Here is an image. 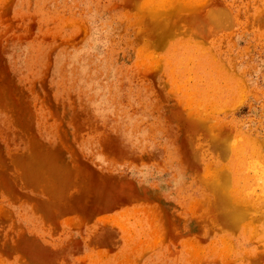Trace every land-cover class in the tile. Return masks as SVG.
<instances>
[{"label":"rangeland","instance_id":"374dc122","mask_svg":"<svg viewBox=\"0 0 264 264\" xmlns=\"http://www.w3.org/2000/svg\"><path fill=\"white\" fill-rule=\"evenodd\" d=\"M0 264H264V0H0Z\"/></svg>","mask_w":264,"mask_h":264},{"label":"bare ground","instance_id":"6f19581e","mask_svg":"<svg viewBox=\"0 0 264 264\" xmlns=\"http://www.w3.org/2000/svg\"><path fill=\"white\" fill-rule=\"evenodd\" d=\"M183 42L191 47L189 49V52H191V49L193 48V49H196L198 52L202 53V51L192 42L190 41H183ZM181 45L182 44L180 42L177 47L175 45V48H183L184 46H181ZM179 55L180 53L175 51V53L172 56V60H173L172 64L174 66L178 64ZM180 56L181 58L183 57L182 52ZM178 67H180V65H178L177 68ZM222 150H227L228 152H231L234 158L237 160V163H233V165L230 166V171L232 173L231 174L232 181L226 180L223 183V185L220 187L221 190H219L220 197H218V199H220V201L222 202L221 204L223 205V207L226 208V211H222L219 214V219L223 221V224H221L218 228H215L214 230H212L213 233L220 230L223 233H225L222 236H225L228 233L231 234V231L240 225L239 223L240 216L237 213H242V209L239 208V205L236 204L235 199H234L235 195L238 192V187L236 185L237 182L235 181V179L239 180L241 169H243L245 165L250 163V161H248V158H249L248 156L251 155L252 157H255V156L259 157L261 156L260 155L261 153H260L259 147H257L253 142H251L247 136H242V135L239 137H235L234 141L230 143L229 142L226 143L225 148L224 146H222ZM206 171H209V170L207 169ZM206 174L208 173L207 172L204 173V175ZM250 226L251 225L249 222L248 225L245 224L244 226H242V229H240V231L238 230V232L236 233L239 234V236H241L242 238L243 237L244 239L246 238L245 240L247 241V238H250V235H248V233L251 231ZM212 231L209 230V233H211ZM224 240H222L221 242L222 246H225ZM96 257H98V255Z\"/></svg>","mask_w":264,"mask_h":264}]
</instances>
